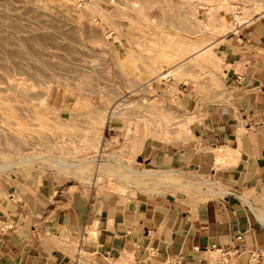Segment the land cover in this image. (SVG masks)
I'll return each mask as SVG.
<instances>
[{"label": "rangeland", "instance_id": "374dc122", "mask_svg": "<svg viewBox=\"0 0 264 264\" xmlns=\"http://www.w3.org/2000/svg\"><path fill=\"white\" fill-rule=\"evenodd\" d=\"M258 12L264 0H0V175L50 171L126 195L179 183L134 155L146 138H186L178 82L218 86L214 37Z\"/></svg>", "mask_w": 264, "mask_h": 264}, {"label": "crops", "instance_id": "0c3cea01", "mask_svg": "<svg viewBox=\"0 0 264 264\" xmlns=\"http://www.w3.org/2000/svg\"><path fill=\"white\" fill-rule=\"evenodd\" d=\"M214 40L218 86H176V109L193 116L186 138H146L134 155L180 182L126 195L50 171L1 174L0 264H73L82 230L79 264H219L218 246L240 248L235 264H264V12Z\"/></svg>", "mask_w": 264, "mask_h": 264}, {"label": "built area", "instance_id": "2783aa9c", "mask_svg": "<svg viewBox=\"0 0 264 264\" xmlns=\"http://www.w3.org/2000/svg\"><path fill=\"white\" fill-rule=\"evenodd\" d=\"M85 0H72L75 6L79 7L83 4ZM236 78H239V75H236ZM101 154L97 155V159L100 160ZM83 230L80 232L78 241L75 244V251H74V256H73V264H79L80 257L83 254V249L79 244V241L82 238ZM217 251V261L219 264H235V258L240 252V248L238 247H224V246H218L215 247ZM259 255V250H248V261L250 257H257ZM102 257L105 262H110L109 256H108V251H105L102 253Z\"/></svg>", "mask_w": 264, "mask_h": 264}, {"label": "bare ground", "instance_id": "6f19581e", "mask_svg": "<svg viewBox=\"0 0 264 264\" xmlns=\"http://www.w3.org/2000/svg\"><path fill=\"white\" fill-rule=\"evenodd\" d=\"M255 1V0H254ZM255 3V2H254ZM232 26V25H231ZM213 45H208V46H205V47H203V48H198V49H196L195 51H193L192 53H189L183 60H181V61H178V62H175V63H173L171 66H170V68L167 70V72L165 73L164 72V74L163 75H165L166 76V74H170L173 70H175V69H177V68H180V67H182L187 61H189L192 57H196V56H199V55H201V54H203V53H205V52H207V51H209V49L212 47ZM202 56V55H201ZM203 59V58H202ZM157 76V75H156ZM161 77V76H160ZM164 77V76H163ZM115 111H116V109L114 108V109H112V114H114L115 113ZM112 117V116H111ZM187 122V121H186ZM215 152H216V154L218 155V157H219V155H221V152H222V147H219V148H216L215 149ZM38 157V156H37ZM226 157V156H225ZM222 158H223V156H222ZM221 158V159H222ZM60 163V162H59ZM65 164V163H64ZM7 165V164H6ZM130 172H132V170L130 171ZM144 174H146V175H149L148 177H150V175H156L158 172L157 171H155V170H151V169H147V170H145L144 172H143ZM151 178V177H150ZM135 179V178H134ZM212 186H213V189L211 188V189H207L208 191H210V192H212V193H217L218 194V192H221V188H219V186H216V185H214V184H212ZM195 187V186H194ZM199 189V188H198ZM203 193H204V191H203ZM245 197V196H244Z\"/></svg>", "mask_w": 264, "mask_h": 264}]
</instances>
